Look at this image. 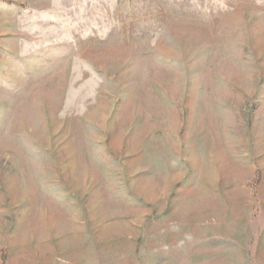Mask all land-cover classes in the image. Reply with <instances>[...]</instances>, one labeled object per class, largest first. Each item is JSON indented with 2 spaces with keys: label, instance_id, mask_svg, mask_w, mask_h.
Wrapping results in <instances>:
<instances>
[{
  "label": "rangeland",
  "instance_id": "1",
  "mask_svg": "<svg viewBox=\"0 0 264 264\" xmlns=\"http://www.w3.org/2000/svg\"><path fill=\"white\" fill-rule=\"evenodd\" d=\"M0 264H264V0H0Z\"/></svg>",
  "mask_w": 264,
  "mask_h": 264
}]
</instances>
